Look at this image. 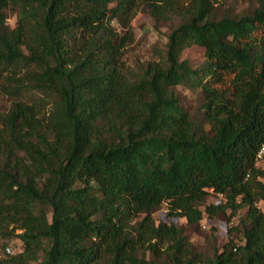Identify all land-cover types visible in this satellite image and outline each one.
Returning a JSON list of instances; mask_svg holds the SVG:
<instances>
[{"label": "trees", "instance_id": "trees-1", "mask_svg": "<svg viewBox=\"0 0 264 264\" xmlns=\"http://www.w3.org/2000/svg\"><path fill=\"white\" fill-rule=\"evenodd\" d=\"M225 2L0 0V97L12 100L0 114V238L22 242L0 264H264V0L215 19ZM142 7L182 22L164 58L132 71L123 57ZM193 46L206 57L197 68L182 59ZM179 85L201 91L202 122ZM212 193L225 201L210 216L247 209L243 245L206 254L152 216L167 203L197 227Z\"/></svg>", "mask_w": 264, "mask_h": 264}, {"label": "rangeland", "instance_id": "rangeland-1", "mask_svg": "<svg viewBox=\"0 0 264 264\" xmlns=\"http://www.w3.org/2000/svg\"><path fill=\"white\" fill-rule=\"evenodd\" d=\"M257 6L258 0H226L222 5L215 7L214 18L221 19L224 15L238 16L251 13ZM6 13L8 25L14 28L18 22L16 10L8 8ZM181 22L180 17H175L170 21L157 22L145 7L139 8L131 22L133 41L126 47L123 57L124 66L132 71H140L149 62L164 58L167 51L168 36ZM112 25L120 35H125L127 32L128 27L121 18H115ZM182 59L189 60L195 68L200 67L206 59L204 49L199 46L186 48L182 53ZM175 92L178 94L180 101L188 108L192 117L202 122L201 105L204 99L201 91L179 85L176 87ZM11 103L10 98L1 96L0 114L8 111ZM222 201H225V198L220 194L212 193L208 196L206 202L200 205V209L203 211V219L197 227L190 225L186 218L171 216L167 203H163L156 208L152 216L157 224L164 222L183 227L185 234L198 251L210 254L217 249L222 252L232 245L244 244L242 221L246 218L247 211L246 208H243L235 216H232L231 210L228 209L224 214L218 213L215 216H210L206 210L207 205L218 204ZM259 207L264 212V201L259 203ZM48 210L51 211L50 208ZM145 215L144 213L136 218L134 223L141 221ZM4 245L14 253H19L22 250V242L18 237L0 238V258L9 254L7 249L6 252L3 251ZM139 256L150 259L152 257L150 252L144 250L139 251ZM30 264H38V262H31Z\"/></svg>", "mask_w": 264, "mask_h": 264}, {"label": "built area", "instance_id": "built-area-1", "mask_svg": "<svg viewBox=\"0 0 264 264\" xmlns=\"http://www.w3.org/2000/svg\"><path fill=\"white\" fill-rule=\"evenodd\" d=\"M257 163L258 165L264 166V142L262 143L258 153H257ZM9 251H11L9 249Z\"/></svg>", "mask_w": 264, "mask_h": 264}]
</instances>
